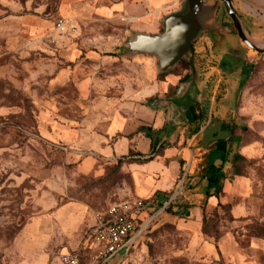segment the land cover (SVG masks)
<instances>
[{
	"label": "rangeland",
	"instance_id": "1",
	"mask_svg": "<svg viewBox=\"0 0 264 264\" xmlns=\"http://www.w3.org/2000/svg\"><path fill=\"white\" fill-rule=\"evenodd\" d=\"M125 1L0 0V264H62L68 251L90 255L96 245L88 233L112 204L139 198L148 210L155 202L149 186L163 177L149 172V163L90 151L107 145L105 127L117 120L123 131L111 143L152 129L136 128L129 108L152 80L144 73L148 56L123 51L133 34ZM245 21L256 38L264 36V24ZM209 61L217 62L216 82L230 84V108L239 103L245 124L236 131L247 158L241 175L226 174L221 206L207 210L202 228L159 214L125 264H264V58L242 95L249 75L237 70L246 63L213 52ZM207 129V140L227 135L217 121ZM184 185L182 177L173 195ZM160 212H147L140 227Z\"/></svg>",
	"mask_w": 264,
	"mask_h": 264
},
{
	"label": "crops",
	"instance_id": "2",
	"mask_svg": "<svg viewBox=\"0 0 264 264\" xmlns=\"http://www.w3.org/2000/svg\"><path fill=\"white\" fill-rule=\"evenodd\" d=\"M184 1L185 0H126L123 4V10L125 15L130 18L129 20L133 33L159 34L163 31V21L165 17L179 11ZM245 1L244 4H241L245 9V13H242L238 5L239 16L242 17L244 21L246 18L250 22L253 21L264 24V0ZM222 36L223 35L219 33V40ZM248 36L252 38L251 34ZM256 39L259 40H253L256 42H264V36ZM212 40L213 38H211L210 41L213 42L214 40ZM196 45L197 44H194L195 48ZM196 52L200 54V66L203 67V65H206L209 71H203L204 75L202 78H204V81L201 89L197 88L196 84V91L190 99H188L187 94L192 92L194 87L191 91L185 90L184 92L181 88L185 85V83L182 84V82L189 71L181 69L178 65L167 74H163L166 76L160 79V73H156L155 70L157 59L152 56L140 54L143 58L144 56H148L147 59H143V63H145L144 73L147 78L152 80V83L146 91L147 94H139L133 97L132 101L129 102V108L133 110L134 115L137 117L136 128L148 127L152 129H146L145 131H147L148 134L141 139L133 141L126 137H122L114 143H111L109 140L118 132L123 131L121 121L117 120L115 123L116 126L105 127L104 133L107 137L105 138L107 145L104 146L99 143V149H92L90 151L94 154H103L104 156L115 157L116 155L115 158L119 160H123L122 157L129 155L127 158L129 160H137V163H149L147 167L149 168L148 171L159 172L163 179L157 186H149V188L153 190L152 194L154 195L155 202L151 203L147 212L152 213L156 208L166 209L170 205H167L170 199L176 194L173 200L174 206L172 207V211L170 213H165L164 209L163 212H160V215H165V221H179L181 224L183 223L185 227L194 225L195 228L198 229L199 227H203V221L207 214V210L210 208H217L218 203L221 204L220 196L222 192L216 193L217 189L219 190V183L208 182V179L215 174V168H212V166L220 162L219 159L221 156L216 158V162H213L212 156L215 153L219 155L223 154L219 149L220 140L233 137L232 142L236 143V141H238L239 143V139L235 130L233 134H231L223 124V119L228 117L223 112L227 114H231L232 112L237 113V111L230 108L228 98L226 102H223L222 112H219L222 113V120H217L215 113V109L218 106L215 102L216 85L222 82H216L217 75L212 71L213 68L217 66V62L209 61L211 55L208 53L206 57H203L204 53L202 51L196 48ZM178 89L183 92L180 98L179 95L172 96ZM156 94L159 95L155 96ZM150 98L152 100L158 98V100H156L157 104L155 105L153 102L144 103L145 99L147 100ZM159 101H162V103H159ZM193 103H195V105ZM219 108H221V106ZM189 118L191 120H189ZM212 121H217L221 124L222 130L227 133L225 138H211L207 140V127ZM138 129L135 130L138 131ZM100 139H103V137L101 136ZM153 141L154 146H157L155 153L152 148ZM162 144L163 147H161ZM192 146H194L195 149H193ZM188 148L191 153L190 159L189 153L187 152ZM149 158H152V160L149 161ZM155 158L157 160H155ZM229 171L233 170L228 169L226 174ZM226 174L224 179L226 178ZM184 175H186L184 179L185 185L180 192H176L173 195V193L179 189V183H181V179ZM167 178H169V180L165 183ZM224 179L221 181L222 186ZM139 194L141 196L148 195L149 191L141 189Z\"/></svg>",
	"mask_w": 264,
	"mask_h": 264
},
{
	"label": "water",
	"instance_id": "3",
	"mask_svg": "<svg viewBox=\"0 0 264 264\" xmlns=\"http://www.w3.org/2000/svg\"><path fill=\"white\" fill-rule=\"evenodd\" d=\"M216 2L217 4L219 2L225 4L227 13L233 21L234 30L240 40L258 54H264V42H256L246 34L243 21L234 9L232 0H216ZM216 9L217 5H210L209 0H185L179 11L165 17L161 33L134 32L124 45L123 51L130 57L140 54L155 57L160 74H167L178 66L185 57H188L190 76L181 88L183 91H191L196 86L199 75L195 66L196 52L194 44L205 33L211 34L213 40L217 41L219 33L209 25V22L214 18ZM175 197L176 194L167 205ZM164 209H162V212ZM159 214L157 213L151 217L141 229L138 237L145 232L153 219Z\"/></svg>",
	"mask_w": 264,
	"mask_h": 264
},
{
	"label": "built area",
	"instance_id": "4",
	"mask_svg": "<svg viewBox=\"0 0 264 264\" xmlns=\"http://www.w3.org/2000/svg\"><path fill=\"white\" fill-rule=\"evenodd\" d=\"M146 209L145 201L139 198L112 204L97 217L88 233L96 245L93 252L90 255L84 252L82 255L80 251L62 253V264H125L144 234L138 237L144 227H140L139 221Z\"/></svg>",
	"mask_w": 264,
	"mask_h": 264
},
{
	"label": "flooded vegetation",
	"instance_id": "5",
	"mask_svg": "<svg viewBox=\"0 0 264 264\" xmlns=\"http://www.w3.org/2000/svg\"><path fill=\"white\" fill-rule=\"evenodd\" d=\"M209 1H210L209 3L211 5H217V9L215 11L214 18L210 22V25L214 30L221 33L223 36L221 37L220 40L218 38V41L212 40L213 42H211L210 40L212 37L210 34L203 35L201 37V39L197 42L200 46L199 49H200V51H202L204 53L203 57H206L208 54L211 55V52H213L219 56L232 57V59L235 60L236 62L242 61V62L246 63V67H244V70L240 71V70L236 69L238 71V74L244 75L245 73H247L249 75L247 78V81L244 83V86L242 88V91H241V95H242V92L245 88V84H247L249 82V80L251 79L252 74L256 68V65L258 64L257 61L262 60L264 58V54H258L257 52H255L252 49H250L249 47H247L240 40V38L237 36V34L234 30L233 21L229 17L227 10H226V7H225V4L223 2H219L217 4L216 0H209ZM245 2H246L245 0H232V5L239 15H240V13L238 10V5H239V3L244 4ZM243 22H244V28H245L246 34L247 35L251 34L253 39L259 40V39H256V37L250 32L249 26L247 25V23H245L244 19H243ZM234 36L237 38L236 43H235V41H233ZM197 43H195V44H197ZM203 71H206V68L204 65L202 68H200L198 70L199 75H198V80H197L196 84H197V88H199V89H201L202 83L204 81V78H202L204 75ZM237 71H235V72H237ZM189 76H190V69H189V73H188V79H189ZM223 76H225V75H223ZM187 80L183 81L182 84L186 83ZM195 89L196 88L194 87L192 92H189V94H187L188 99H190V97L193 96V94L196 91ZM231 91H232V89H231L229 83L221 82V83H219V85L218 84L216 85L215 102L218 106L219 105L221 106V108H219V112H222L223 102H226V99L229 97V93H231ZM183 92H182V90L178 89L174 93V95H172V96L179 95V98H180V96L182 95ZM156 100H158V98L152 100L153 104H155V105L157 104ZM240 100H241V97L239 99V102H240ZM159 103H162V101H159ZM193 104L195 105V103H193ZM225 111H226V108H225ZM223 113L228 116L225 119V123L230 125V127H229L230 129H234L235 132L239 129H241V130L245 129L244 121L242 120V117H240L238 110H237V114L239 116V119H237V120L233 119L232 114H230V113L227 114L225 112H223ZM238 124H239V126H238Z\"/></svg>",
	"mask_w": 264,
	"mask_h": 264
},
{
	"label": "trees",
	"instance_id": "6",
	"mask_svg": "<svg viewBox=\"0 0 264 264\" xmlns=\"http://www.w3.org/2000/svg\"><path fill=\"white\" fill-rule=\"evenodd\" d=\"M195 52H196V48H195ZM114 57H123V54H119V55H113ZM200 54H198L196 52V61H195V65L196 68L199 70L200 68H202V66H200ZM179 66L181 67V69L183 70H187L189 71L190 69V64H189V60L188 58H184ZM206 68L205 72H208L209 69H207V66L204 65ZM166 75L160 74L159 77L160 79H163ZM188 79V75L183 79V81H186ZM215 113L217 116V120H222V113H219V106H217V108L215 109ZM233 115V119L237 120L239 119V116L237 115L236 112H232L231 113ZM223 124L225 126V128H227L231 134H233L234 129H229L230 125L225 123V119H223ZM239 126V124H238ZM232 136V135H231ZM150 138L153 140V138L150 136ZM233 137H230L228 139H222L219 141V149L223 152V154L220 157V162L218 164H214L212 166V168H215V174L213 176H211L208 179L209 183H219V190L217 189L216 193H221L222 192V185H221V181L224 179L226 171L228 169H232L236 175H241L240 173V165L242 164V162L246 161L247 158L244 157L243 155L240 154L239 152V143L238 141H236V143L232 142ZM237 140V139H236ZM156 145L154 146V141L152 143V148H153V152H156ZM161 147H163V144L161 145ZM229 153V154H228ZM149 161L152 160V158L148 159ZM170 198V197H169ZM174 206V201L172 203H170V205L165 209V213H170L172 211V207ZM218 207L221 206L220 203H218L217 205ZM206 225V217H204V221H203V226ZM152 224H150V226L146 229V231L144 232V234L140 237L139 241L141 240V238L143 236H145V234L148 233V231L151 229Z\"/></svg>",
	"mask_w": 264,
	"mask_h": 264
}]
</instances>
